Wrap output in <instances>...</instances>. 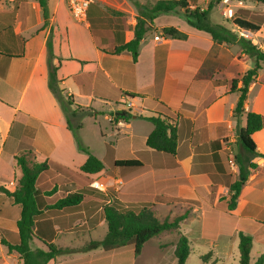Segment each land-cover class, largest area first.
<instances>
[{"label":"crops","instance_id":"obj_1","mask_svg":"<svg viewBox=\"0 0 264 264\" xmlns=\"http://www.w3.org/2000/svg\"><path fill=\"white\" fill-rule=\"evenodd\" d=\"M206 1L195 3L204 5ZM155 2L91 0L86 20L80 22L63 0H46V17L39 0H0V239L10 244L19 241L16 222L20 205L4 192L14 191L20 174L15 156H24L29 163L53 161L85 175L79 168L87 154L79 145L103 162L107 153L104 144L108 143L103 137L110 125L116 129L113 146L132 151L128 158H113V164L118 159L140 164L115 166L113 176L104 178H98L105 172L100 171L89 176L92 181L121 180L123 205L150 206L160 220L188 212L180 223V233L189 242L215 245V260L222 261L218 264H224L230 253L219 248L220 240L228 235L230 240L223 244L232 246L240 231L263 245L254 255L250 249L251 263L264 253V218L259 216L264 214V126L252 135L257 155L250 161L256 167L250 168L236 206L227 209L226 201L228 186L238 175L235 157L248 156L238 144L245 112L259 113L264 120V73L250 83L242 116L235 115L238 95L230 91L229 81L236 50L227 43H215L209 33L188 24L180 8L153 19L155 28L144 33L135 61L126 49L114 53L117 46L132 38L140 5ZM169 25L187 37L164 36L161 28ZM49 35L52 56L46 48ZM155 35L161 40H155ZM254 45L264 51V44ZM52 77L55 82H51ZM124 92L143 94L171 107L176 114L171 120L177 132L174 155L146 145L153 124L144 117L153 112L143 108L144 98L126 97ZM121 101L129 108L112 106ZM120 110L132 117L115 120L113 115ZM87 122L97 131L87 130ZM55 176L62 180L52 193H46L50 188L40 192L42 205L33 230L44 237L53 234L49 243L65 251L45 264H136L144 246L138 255L132 254L131 244L108 250L86 248L91 240L99 241L106 235L102 207L109 200L89 192V197L76 205L56 207L61 194L81 189L86 193L90 186L63 174ZM192 214L197 215L195 221L190 219ZM194 222L199 223L196 234ZM177 236L170 241L171 254ZM30 248L48 249L35 237ZM164 257L159 264L167 263L168 257ZM238 257L239 252L237 261ZM170 260L175 263L173 257ZM22 262L15 250L0 242V264Z\"/></svg>","mask_w":264,"mask_h":264},{"label":"trees","instance_id":"obj_2","mask_svg":"<svg viewBox=\"0 0 264 264\" xmlns=\"http://www.w3.org/2000/svg\"><path fill=\"white\" fill-rule=\"evenodd\" d=\"M260 1L264 2V0ZM39 4L43 9V15L46 17V0H39ZM213 5L214 1L212 0H209L205 8L195 7L193 9H188L189 5L185 0H156L151 5H140L141 11L136 18L132 38L128 42L117 46L113 52L118 53L126 49L131 52L132 59L135 61L144 33L155 28L153 19L160 13H168L176 7H181L184 9L186 22L199 30L209 33L215 43H238L244 53L255 58L254 66L247 69L241 76L240 87H236L237 80L232 79L230 81V91L239 92L233 113L241 115L244 113V102L249 84L256 76L261 66V61L264 62V51L257 48L249 39L238 36L223 24L211 22L209 11ZM233 24L248 31H257L262 26L264 27V23L261 24L254 21L251 15L249 17H234ZM161 33L164 36L176 39H185L187 37L186 33L171 25L162 27ZM46 48L48 55L52 56L51 35L47 38ZM52 74H54L53 68L51 76ZM51 82H55L54 77L51 78ZM124 95L130 98H144L143 108L153 112V115L144 117L153 124V129L146 138V145L155 151L174 155L177 146V132L171 120L176 117V114L171 110V107L157 99L144 97L145 95L143 94L124 92ZM72 112L76 113V109ZM117 112L118 114L114 115L115 120L128 121L132 117V114L128 111L120 110ZM263 126L264 120L261 114L253 111L245 112V125L238 130V144L248 156L241 159L237 154L235 157V161L238 164V175L228 186L227 209H233L236 206L241 189L248 178L250 168L256 167V164L250 161L252 157L257 155L255 151L256 143L252 135ZM79 148L87 154L86 160L79 168L80 172L85 175L81 173L77 175L67 167L53 161L44 160L29 163L24 156H15L20 174L16 178L14 191L9 192L4 189V192L12 198L14 203L20 205V216L16 222L19 241L17 244H10L0 239V242L5 244L8 250H15L22 259V264H45L57 254L65 251L49 243L53 238V234L44 237L37 230H33V226L37 216L40 214L39 207L42 205L40 201L43 197L40 196V192L42 190L46 192L50 188L51 191L46 193L47 195L52 193L56 185L62 180V177L55 176V173L69 176L75 180H81L84 186L88 184L90 186L92 179L89 176L104 170L103 162L99 158L89 152L87 148L80 145ZM138 164H140L138 161L132 159L114 161V166H135ZM49 176L51 178L48 179ZM87 189L88 192L86 193L85 191L87 190L81 189L77 192L61 194L55 202V206L76 205L93 193L102 200H109V196L104 192L96 191L92 187ZM102 211L107 225L106 235L102 240H91L86 248L102 247L108 250L131 244L133 246L132 254L138 255L144 244L153 236L164 231H176L179 232V236L173 251L174 264H185V260L190 253V247L187 237L180 233L179 227L180 223L187 218L188 212L160 220L150 206L140 205L135 208L120 209L110 202L103 205ZM34 237L42 240L48 249H31L30 242ZM251 243L252 237L250 234H245L242 231L238 233L239 257L237 264H264V253L257 256L253 263L250 262ZM209 258L210 253L201 255V259L205 264H215L214 262L208 263Z\"/></svg>","mask_w":264,"mask_h":264},{"label":"rangeland","instance_id":"obj_3","mask_svg":"<svg viewBox=\"0 0 264 264\" xmlns=\"http://www.w3.org/2000/svg\"><path fill=\"white\" fill-rule=\"evenodd\" d=\"M185 1L188 4V1L187 0H185ZM189 1H190L189 3L192 4V6L191 7L188 6L189 7L188 9H193L195 7L205 8L207 3L209 2L207 0L204 5H202V4L196 5L195 0H189ZM212 1H214V5L212 6V8L209 11L210 12L209 19L211 22L223 24L224 26H226L227 28L232 30L234 33H236L238 36H243L246 39H249L253 44H256L257 42L264 44V30H263L264 27L263 26L257 31H248L245 29L238 28L235 24H233L234 17H249V15H251V17L253 18L254 21L261 23V24L264 23V2H262L260 0H212ZM176 8H180L181 10H183V17H184V9L181 7H176ZM228 9H230L229 13L227 12ZM155 36H158V35H155ZM155 36H154V38H155ZM155 40H158V39H155ZM159 40H161L160 37H159ZM225 45L227 47L231 48L233 51L236 50L235 52H233V55L236 56V60L233 59V63L231 64L230 68H231V73H232L231 80L235 79L238 81L236 83V87L238 88L241 86V82H240L241 76L245 73V71L247 69L252 68L254 66L255 58L253 56H248L243 51L240 52V50H238V49H241V45L238 43H227ZM238 51H239V53H238ZM262 72L264 73V62L261 61V66L258 69L257 74L252 81H257L259 74H261ZM262 78H264V77H262ZM230 81H229V86H230ZM235 93L237 95H239L238 91H235ZM235 93L231 94V98H234L236 96ZM112 106H114L117 109H123V108L128 109L129 108V107L127 108L126 103L122 102V101L119 103H113ZM104 107L106 108L107 106L104 105ZM80 110L81 109L78 108V111H80ZM85 111H89V109H85ZM97 116L100 117L99 118L100 120L102 119L101 114H99ZM240 116H242V115H240ZM113 118H114V115H113ZM86 127H87V130H91V129L94 130L95 129L94 132L97 131L95 126H93L89 122L86 123ZM111 127L112 126H110V125H109V127L106 126V128H110V129H107L106 136L103 137V139H106L108 141V143L104 144L107 153L103 158L104 171L106 173L104 172L102 174V176L100 175L98 178H104L106 176H113L111 174L116 169V167L113 164V160H114L113 158H128V156H131L132 151L130 149H128L127 147H124L121 145L113 146L114 143L116 144L115 139L117 136L115 134L116 129L115 128L112 129ZM91 148L95 151L98 150L92 144H91ZM94 190H96V189H94ZM122 192H123L122 187L119 190H116L114 187H110L106 191H104V193L109 196V202L112 205H114L120 209L137 207V206H135V204L131 205V206L129 205L128 207H125L120 200V198L123 197ZM196 216L197 215L192 214L190 216L191 221H195ZM259 216H260V218H262V217L264 218V214H260ZM157 218L160 219V216L157 215ZM193 225H194L193 226L194 232L196 230V232H195V234H196L197 233V229H196L197 227H195V225H197V222H194ZM197 226H199V223ZM185 230H186V226L183 227V229H181L182 232H184ZM98 232H99V230H98ZM199 232H200V229L198 228V233ZM176 236H177L176 231H164V232H161L160 234L155 235L152 238H150L145 243L144 248H143V254L138 258L139 260L137 261L136 264H159V261L161 259H163L164 255H165L164 258L167 259V257H168L166 262L169 264H173V262L171 263V260H170V258H172V257L174 258V255L171 254L170 241L175 240ZM194 236L196 238L197 235H194ZM227 237H228V235H226V239L224 240L226 242L228 240H230ZM177 238H178V236H177ZM224 241L220 240L221 244H220L219 248H222L226 251H230L229 256L225 260L224 264H236L237 256H238V252H239V250H238V237L236 236L232 246L231 245H224L223 244ZM262 246L263 245L260 244L259 242L253 241L252 242V248H251V255H254L255 252H257V251H261ZM189 247H190V253L185 260V264H205V263H203V261L201 259V255H200L201 252H203V255L210 253V258L208 260V263L214 262L215 264H218V263L222 262V261L215 260L217 256L214 255L213 252L216 250V247H215V245L212 246V243H211V245H209V244L203 245V244L193 240V241L189 242Z\"/></svg>","mask_w":264,"mask_h":264},{"label":"built area","instance_id":"obj_4","mask_svg":"<svg viewBox=\"0 0 264 264\" xmlns=\"http://www.w3.org/2000/svg\"><path fill=\"white\" fill-rule=\"evenodd\" d=\"M63 1L66 3L71 15L77 21L82 22L86 20L87 12L91 0H63ZM227 12L229 13L230 9H228ZM155 39L159 40V37L155 36ZM90 187L99 191H106L110 187H114L116 190H119L122 187V182L121 180L114 178H106L103 181L93 180L90 183Z\"/></svg>","mask_w":264,"mask_h":264},{"label":"water","instance_id":"obj_5","mask_svg":"<svg viewBox=\"0 0 264 264\" xmlns=\"http://www.w3.org/2000/svg\"><path fill=\"white\" fill-rule=\"evenodd\" d=\"M116 114H118V112H116Z\"/></svg>","mask_w":264,"mask_h":264}]
</instances>
